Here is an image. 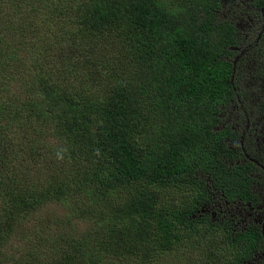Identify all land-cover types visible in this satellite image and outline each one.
<instances>
[{
  "label": "trees",
  "instance_id": "16d2710c",
  "mask_svg": "<svg viewBox=\"0 0 264 264\" xmlns=\"http://www.w3.org/2000/svg\"><path fill=\"white\" fill-rule=\"evenodd\" d=\"M27 2L25 12L41 7L47 21L75 20L77 27H66L68 41L49 66L22 63L31 68L20 86L25 99L9 94L5 79L18 72L20 57L0 52V129L15 125L0 131V245L17 218L49 198L82 194L87 202L73 209L93 215L96 227L77 239L52 238L60 252L52 260L32 251L13 264H244L259 232H217L197 216L207 202L199 174H210L227 197H255L247 172L222 162L227 135L215 130L219 105L232 94L233 64L224 56L236 43L235 25L218 17L220 1ZM252 2L264 8V0ZM12 41L22 43L18 35ZM8 61L16 62L11 71ZM134 132L138 142H131ZM45 136L53 146L39 139ZM11 152L19 169H5ZM56 155L74 169L69 164L60 175L52 169L33 183L19 174L32 170L26 158L39 171Z\"/></svg>",
  "mask_w": 264,
  "mask_h": 264
},
{
  "label": "rangeland",
  "instance_id": "374dc122",
  "mask_svg": "<svg viewBox=\"0 0 264 264\" xmlns=\"http://www.w3.org/2000/svg\"><path fill=\"white\" fill-rule=\"evenodd\" d=\"M27 1L28 0H0V23L5 26V31L0 30L1 55L3 53H13L15 56L20 57L18 72L11 75L9 73L7 78H5L8 79L6 82L9 83L11 91L15 93L9 94H13L16 99L27 98L25 92L21 93L23 90L20 87L24 79H26L31 72V68L24 66L26 62L37 59L42 65L49 66L57 59V51L60 47L68 41L67 37L69 36L64 32L65 29H67L66 27H77L75 20H71L68 23L66 22V24H62L60 18L52 20L53 23L47 21L43 18V14L37 11L41 7L32 10L33 13L25 12L29 7V2ZM32 1L34 4L41 2V0ZM219 1L221 9L218 11V17L225 18L230 16L233 19L232 24L236 26L238 31L241 29L240 34L243 36L241 41L248 39L264 42V38L258 36L260 32L258 23L264 21V8L255 9L250 5V0ZM23 25L24 27H21ZM1 27L0 25V28ZM23 29L24 32L21 31ZM15 35L20 37L22 41L21 44H15L14 41H12ZM242 50L243 48L241 51ZM238 59L239 57L236 56L232 60L234 65L231 76L232 94L228 102L219 105L220 113L219 111L218 113L220 114V118L218 119H220V121L218 122L217 120L218 123L216 128L220 129L224 126L230 130H235L238 138L232 141L227 148H235L236 150L234 149V151L236 153L240 151L245 158H249L251 155L254 159V157H258L259 152L253 144L255 137L248 131V128L251 125L250 119L252 116L255 115V118L259 116L258 104L260 103L259 98H261L260 95L262 96L263 90L260 86H256L254 76L250 71V81L252 84L248 83L249 86H246L244 90H239L241 86L240 82L246 77V73L244 65L237 63ZM4 62H6V58H4ZM15 63L14 61H8L5 65L9 68V71H11L15 68L13 65ZM22 63H24V65ZM262 66L263 65L259 62L254 64V67H257V71L261 69ZM24 69H26V71H24L25 73L22 72ZM0 76H2V74H0ZM0 93L3 94L2 90ZM7 116L10 117L11 115ZM15 120H19L18 115H15ZM22 120L24 121V119ZM11 126L15 125L11 124L7 128ZM7 128H3V130L0 129V131H5ZM39 139L43 143L53 146L52 139L46 138V136ZM12 140H14V138ZM132 141H139L137 132L132 133L131 142ZM17 144L20 145V142ZM18 145H13L17 153L20 152ZM13 156L14 153L11 152L9 156L10 159L6 158L5 169L12 167L14 164L18 166V169L20 168L19 162L12 159ZM105 156H102L104 158L102 166L104 162L107 164ZM26 159L32 169L31 171L21 174L17 168H13V170L16 172L19 171L20 175L29 178L32 183L44 181L48 178L52 169L55 170L57 175L68 171L70 165L74 169V164L70 160H63L62 162L58 155H56L53 162L45 164L39 171H35L37 163L30 158ZM93 161L95 162V159ZM73 162H75V167H77V162L75 160ZM198 176L203 179L205 183L209 184L210 188V192H208L210 201L201 206V213H197L198 217H203V214L208 215L210 220L206 219L211 224H214L216 228L215 231L217 232H226V229L230 231H233V229L241 230L244 229L246 224L259 221L263 231L264 241V210L252 208L251 206L249 207L245 203H239L238 200L232 203L224 202L222 194L210 187L206 174H199ZM19 178L22 179L21 176H19ZM27 183H30V181ZM252 185L253 187L251 186V190L258 193L259 199L263 200L264 186H259L256 183ZM81 196L82 194L78 195L77 200L75 198H65L63 200L49 198L23 219L17 218V220L12 223L13 230L7 238V241L0 245V264H13L17 259L23 262L25 259L30 258V253L32 251L35 252L36 258L39 257L42 262L52 260L55 256L58 257L60 253L54 248L56 242H50L52 238L70 236L77 239L81 235H86L92 230H95L96 224L93 215L80 216L77 215L76 211L73 209L80 199L82 204L87 202V199ZM1 201L2 197L0 193V208ZM216 242L217 240L215 243ZM263 257L264 250L254 252L253 258L250 259L248 263L259 264ZM168 258L169 255H164L162 261L166 262ZM144 264L160 263L156 260H152L150 262H144Z\"/></svg>",
  "mask_w": 264,
  "mask_h": 264
},
{
  "label": "flooded vegetation",
  "instance_id": "af4514ba",
  "mask_svg": "<svg viewBox=\"0 0 264 264\" xmlns=\"http://www.w3.org/2000/svg\"><path fill=\"white\" fill-rule=\"evenodd\" d=\"M250 5L254 7L255 9L259 8L255 5V3L252 2V0H250ZM225 18H228L230 22L233 21V19L230 16L225 17ZM258 25L260 28V32L258 36L260 38H264V21L259 22ZM240 31L241 29L238 31L236 28V43L228 47V49L232 52V55H225L224 57L232 62L233 58L238 56L239 59L237 63L242 64L245 67L246 77L240 82L241 83V86L239 89L240 91L244 90L246 86H249L248 83L252 84V82L250 81L251 74L249 73V71L254 76V81L256 83V86H260L263 90V94H262L263 97L259 93L261 97L259 98L260 103L258 104L259 116L257 118H255V115L252 116V118L250 119L251 125L248 128V131H250L251 134L255 137L253 144L258 150L259 155L257 158L254 157V159L251 157V155L249 156V158H245L240 153V151L236 153L234 151L235 148H227L229 157H222L221 160L223 163H226V165L229 168L232 166H240V168H243L247 172V174L251 177V182L248 185V189L252 194H255L254 200L250 201L248 199H242L239 196L227 197L224 195V193L219 188H217L214 185V181L211 175L206 173V176L209 180L210 187L214 189L215 191H218L219 193L222 194L224 198V202L232 203L238 200L239 203H245L249 207L251 206L252 208H258L260 210H264V199L263 200L259 199L258 193H256L254 190L253 191L251 190V188L253 187L252 185L253 183H256L259 186H264V42L262 41L258 42L257 40L253 41V40H248V39H245V41H241V38H243V36L240 34ZM242 48L243 50L241 51ZM257 62L263 65L261 69H258V71H257V67H254V64H256ZM231 86H232V83H231ZM219 113H217V118H220ZM219 121L220 119H218V122ZM216 127H217V124L215 126L216 131L222 130L227 135L225 138H223V142L225 143L226 147H228V145H230L232 141L237 140L238 136L235 130H230L224 126L221 127L220 129ZM204 185L207 189L206 190L207 192V202L206 203H208L210 201V198L208 197V192H210V188H209V184L205 183ZM204 204L205 203H203L202 205ZM200 208L198 209L197 213H201ZM202 216L210 220L208 215L203 214ZM248 228L256 229L260 234V238L258 240V244L256 248L253 250L252 256L248 260L244 261V264H251V263H248V261L253 258L254 252H259V251L264 250L263 231H262L259 221L250 222L245 225L244 229H241V230L233 229V231H230V232L231 234L239 235L242 232H245ZM259 264H264V257L260 260Z\"/></svg>",
  "mask_w": 264,
  "mask_h": 264
}]
</instances>
